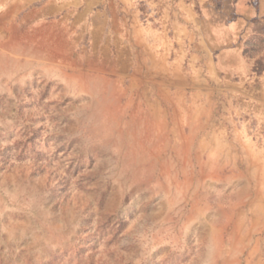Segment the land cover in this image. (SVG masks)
I'll use <instances>...</instances> for the list:
<instances>
[{
	"label": "rangeland",
	"instance_id": "1",
	"mask_svg": "<svg viewBox=\"0 0 264 264\" xmlns=\"http://www.w3.org/2000/svg\"><path fill=\"white\" fill-rule=\"evenodd\" d=\"M39 53L0 25V264L264 259L262 92H187L170 105V92L93 87L85 66ZM248 53L263 69L264 41Z\"/></svg>",
	"mask_w": 264,
	"mask_h": 264
},
{
	"label": "crops",
	"instance_id": "2",
	"mask_svg": "<svg viewBox=\"0 0 264 264\" xmlns=\"http://www.w3.org/2000/svg\"><path fill=\"white\" fill-rule=\"evenodd\" d=\"M159 1L0 0V25L15 41L38 43L48 63L85 66L93 87L129 81L131 92H170V105L187 92H262L264 104V68L248 53V42L264 41V0H230L229 10L193 0L199 12L191 0ZM254 192L264 201V186Z\"/></svg>",
	"mask_w": 264,
	"mask_h": 264
}]
</instances>
